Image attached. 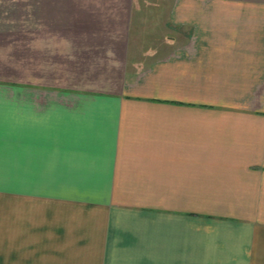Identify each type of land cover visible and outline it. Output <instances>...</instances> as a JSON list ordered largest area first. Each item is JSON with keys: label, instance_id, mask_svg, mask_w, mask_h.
<instances>
[{"label": "crops", "instance_id": "0c3cea01", "mask_svg": "<svg viewBox=\"0 0 264 264\" xmlns=\"http://www.w3.org/2000/svg\"><path fill=\"white\" fill-rule=\"evenodd\" d=\"M0 238V264H264V0H0Z\"/></svg>", "mask_w": 264, "mask_h": 264}, {"label": "rangeland", "instance_id": "374dc122", "mask_svg": "<svg viewBox=\"0 0 264 264\" xmlns=\"http://www.w3.org/2000/svg\"><path fill=\"white\" fill-rule=\"evenodd\" d=\"M14 51H15V54H16V56L15 57H13L14 58V60H15V63L17 62V65H16V70H20L21 71V64H18V63H20L21 62V58H22V56H21V51H22V49L21 48H15L14 49ZM68 66L69 65H64V68H68ZM65 70V69H64ZM20 76H21V72H20ZM81 81V80H80ZM66 82L67 83H69L70 81L68 80V81H64V84H66ZM86 82H90V81H84V83H86ZM95 83V82H94ZM96 84V83H95ZM83 86L84 87H86V85L85 84H83ZM96 85H94V87H95ZM87 87H90V86H87ZM6 243H5V239H3V241H2V239L0 238V250H2V252H5L6 250ZM4 260V261H3ZM2 262H6L5 261V259H2L1 260Z\"/></svg>", "mask_w": 264, "mask_h": 264}]
</instances>
